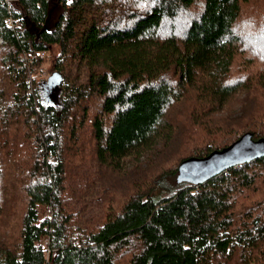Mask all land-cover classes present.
<instances>
[{"label": "trees", "instance_id": "trees-1", "mask_svg": "<svg viewBox=\"0 0 264 264\" xmlns=\"http://www.w3.org/2000/svg\"><path fill=\"white\" fill-rule=\"evenodd\" d=\"M245 131L264 137V0H0V264H264V156L178 178ZM131 163L126 189L95 170Z\"/></svg>", "mask_w": 264, "mask_h": 264}, {"label": "water", "instance_id": "water-1", "mask_svg": "<svg viewBox=\"0 0 264 264\" xmlns=\"http://www.w3.org/2000/svg\"><path fill=\"white\" fill-rule=\"evenodd\" d=\"M58 80V74L51 71L46 83L48 87ZM39 88L42 89L40 85ZM51 102H57V92L49 87ZM56 95V96H55ZM264 156V137H253L250 131L242 132L233 141L220 148H215L203 156H188L177 165L178 178L193 182H202L223 169Z\"/></svg>", "mask_w": 264, "mask_h": 264}, {"label": "rangeland", "instance_id": "rangeland-1", "mask_svg": "<svg viewBox=\"0 0 264 264\" xmlns=\"http://www.w3.org/2000/svg\"><path fill=\"white\" fill-rule=\"evenodd\" d=\"M57 53V47L56 46H53L52 48H51V50H48L46 53H45V55H44V57H42L43 59L41 60V63L39 64V66L37 67V69H38V77H45L47 74H49L50 72H51V63H52V58H53V56L55 55ZM240 97V93L239 94H237L236 96H234L233 98H232V101L231 102H229V104H226V108H230V109H233V107H235L236 108V106H237V102H236V100L235 99H237V97ZM84 160H82V159H79L77 162H83ZM172 161H173V159H169L166 163H172ZM75 164H77L75 161H73ZM74 163H72V166L75 168V165H74ZM141 167H143V165H140ZM134 168V170H136L137 168L131 163V164H127L126 165V167L123 169V170H117V171H114V170H110V171H107V170H105V169H96L95 168V170L96 171H100L99 173H100V175H101V178L102 179H105L104 180V182H106V184L109 186V187H111L110 189H111V191H112V189H113V186H117L116 185V183H119L120 185H122L125 189L127 188V182H128V180L127 179H132L133 177H132V175H133V168ZM114 177L116 178V179H119V180H116L115 181V183L113 184V186L111 185L112 184V182H114ZM106 184L105 185H103L105 188H107L108 186H106ZM97 193H100V194H98V195H101V193H103V195H105V197H109V195L111 196V193L108 191V192H102L101 190H99V191H97L96 192V195H97ZM95 195V194H94ZM89 207H92V208H89ZM75 209H77V210H80L81 212H83V211H97V210H99V208L98 207H93V206H86V207H84V208H82V205L81 204H79V203H77L76 205H75Z\"/></svg>", "mask_w": 264, "mask_h": 264}, {"label": "built area", "instance_id": "built-area-1", "mask_svg": "<svg viewBox=\"0 0 264 264\" xmlns=\"http://www.w3.org/2000/svg\"><path fill=\"white\" fill-rule=\"evenodd\" d=\"M15 0H2V2L6 5V8L9 9ZM3 23L10 26V27H15L18 24V17L7 14L3 18ZM43 50L38 52V55H43ZM32 54L27 51H21L18 54L19 60L22 62H26L29 57H31ZM25 87L28 92L33 91V77L30 73L27 74L26 79H25ZM50 157V154H48Z\"/></svg>", "mask_w": 264, "mask_h": 264}, {"label": "snow or ice", "instance_id": "snow-or-ice-1", "mask_svg": "<svg viewBox=\"0 0 264 264\" xmlns=\"http://www.w3.org/2000/svg\"><path fill=\"white\" fill-rule=\"evenodd\" d=\"M69 3H71V0H69Z\"/></svg>", "mask_w": 264, "mask_h": 264}]
</instances>
